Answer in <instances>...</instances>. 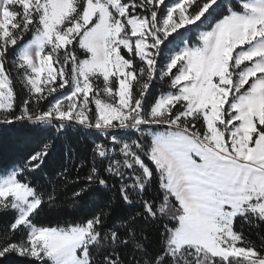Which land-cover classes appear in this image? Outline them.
<instances>
[{"label":"snow or ice","instance_id":"snow-or-ice-1","mask_svg":"<svg viewBox=\"0 0 264 264\" xmlns=\"http://www.w3.org/2000/svg\"><path fill=\"white\" fill-rule=\"evenodd\" d=\"M24 125L52 136L0 171V212L14 213L0 258L264 264V235L244 232L264 225V0H0V141ZM76 136L92 137L90 167L70 207L118 186L140 211L107 229L110 205L39 222L59 191L35 174ZM66 158L61 188L89 163L71 145ZM141 219L159 231L154 251Z\"/></svg>","mask_w":264,"mask_h":264},{"label":"trees","instance_id":"trees-1","mask_svg":"<svg viewBox=\"0 0 264 264\" xmlns=\"http://www.w3.org/2000/svg\"><path fill=\"white\" fill-rule=\"evenodd\" d=\"M227 2V0H225ZM234 2V0H233ZM193 34V38H194ZM22 88V85L18 84V89ZM155 92V90H154ZM52 132L45 131L44 126L36 129L32 125L17 126L11 135L3 141H0V171L5 169H11L17 167L26 162L27 157L33 152L40 151L45 143L51 139ZM91 139L92 137L76 136L71 139H65L61 137L53 141L54 147L49 150V155L46 158L42 169L35 174V180L37 183L42 184L46 191H51L52 185L48 183L50 179L55 180L56 187L59 191L57 199V207L48 209L45 206V210L41 212L38 220L42 224L56 223L57 221H69L76 220L85 213H94L106 206L110 205V215L106 221L105 228H111L113 224L121 220H126L130 215L140 211L139 205H126L122 201L118 186L114 191L107 189H101L96 187L95 194L86 197L83 201L76 203L74 206L71 199L72 193L83 184V177L88 174L91 155ZM71 145L75 149L76 163L79 164L83 159L86 162L84 167L80 168L79 176L81 178L80 183L68 184L66 188H61L62 181L56 179V173L61 171L66 163V152L68 146ZM77 171L75 167H72L69 176L75 178ZM155 193H146V195H154ZM14 217V213L11 211L0 212V234L3 233V229L9 225ZM137 232L139 238V232L141 229L146 230V234L150 243L148 244L149 251H154L159 242V231L156 226L151 223H146L144 220H138ZM240 224L237 222V228ZM245 235L250 239L259 243V235H264V225L260 227H251L247 224L244 225ZM123 236V231L121 232ZM20 234H16L15 239H19ZM121 255L124 259H127L133 254L132 245L120 249ZM137 258L140 257V253H135ZM0 264H29L26 258L12 255L7 259L0 258Z\"/></svg>","mask_w":264,"mask_h":264}]
</instances>
